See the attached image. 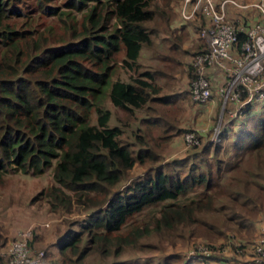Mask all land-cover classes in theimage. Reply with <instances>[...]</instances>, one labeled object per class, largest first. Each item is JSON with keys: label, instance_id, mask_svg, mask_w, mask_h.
Here are the masks:
<instances>
[{"label": "trees", "instance_id": "16d2710c", "mask_svg": "<svg viewBox=\"0 0 264 264\" xmlns=\"http://www.w3.org/2000/svg\"><path fill=\"white\" fill-rule=\"evenodd\" d=\"M35 1L40 12L55 13V7L47 5L51 0ZM87 1L95 4L85 14L87 24L82 25L80 35L50 47L31 40L26 50L19 45L20 40L26 39L23 31H17L7 22L9 17L19 14L15 2L0 0V44L3 47L0 56V170L11 163L21 173L39 174L52 164V183L45 194L50 208L69 210L72 203H76L85 211L79 220L66 224L61 232L56 230L53 240L56 255L43 251L42 264H105L96 263L94 255L116 256L124 246L137 240L147 225H129V220L147 208L157 213L151 229L154 231L184 228L188 234L195 235L199 230L208 241L212 237L236 235L238 239L231 242L229 250L231 259L219 255L208 258L231 264L239 254L234 242H240L246 255L244 261L252 264L249 238L254 234L257 215L264 207V97L256 104L259 112H255V116L254 105L246 104L242 116L250 112L248 125L245 119L236 123L235 117L223 127L221 137L224 139L229 126L236 128L232 130V151L226 158L219 155V144L209 141L198 150L197 161H190L186 166L180 165L185 162L184 158L163 161L160 152L154 151L153 142L162 152L171 138L183 131L177 126L175 112L171 122L161 128L159 136L149 138L151 146L139 133L137 124L131 130L132 142L121 139L120 126L107 124L111 113L102 105L103 96L115 108L127 113L149 109L151 106L145 105L147 100L169 105L174 95L177 112L183 97L174 93L149 98L147 93L155 92L156 87L150 83L152 73L148 70L129 82L112 80L105 88L107 68L119 50L123 53L121 65L131 69L140 48L150 45V31L142 22L150 19L153 12L146 7L148 0H65L63 4L78 9ZM96 4L100 6L99 11L95 9ZM109 15L116 22L108 30L104 23ZM194 18L204 22L200 14ZM244 38V32L237 33L238 43ZM9 51L11 56L7 54ZM189 64L192 68L191 62ZM21 71L26 75L33 73L35 77L20 76ZM91 110L93 122L87 119ZM161 117L142 116L138 123L146 132L148 124H157ZM245 154L253 160L254 177H260L263 182L244 176L248 172L240 165L247 163L243 160ZM146 163L153 165L128 177L132 167ZM221 167L230 171L231 176L221 179ZM125 178L127 181L119 186ZM124 228L128 229L122 234ZM30 241L31 236L29 250ZM190 259L179 258L178 264H191ZM0 264H5L1 258ZM109 264L131 263L112 261Z\"/></svg>", "mask_w": 264, "mask_h": 264}, {"label": "rangeland", "instance_id": "374dc122", "mask_svg": "<svg viewBox=\"0 0 264 264\" xmlns=\"http://www.w3.org/2000/svg\"><path fill=\"white\" fill-rule=\"evenodd\" d=\"M16 8L19 10V14L14 17H9L7 22L14 27L17 31H23L26 39L20 40V47L28 49L27 46L31 45V40H38L42 46H58L66 43L72 38L80 35L83 24H87L85 20V14L89 8L95 4L91 1H87L78 9L66 7L63 3L65 0H51L47 4L48 6L55 7L56 11L53 14L42 13L39 11L35 0H13ZM217 1V0H215ZM237 3L239 0H235ZM245 3H251L254 0H241ZM182 0H148L146 7L152 10L153 14L150 19L142 22V25L150 31L151 43L148 46H142L138 52V56L135 60V64L131 69H127L121 65V58L123 56L122 49L119 50L113 60L109 63L107 68L106 85L112 80L118 79L124 82L131 81L132 77L137 78L141 72L146 70L152 73V80L150 83L154 86L156 91L148 92L149 88H146L148 97L155 95L163 96L168 94H180L183 98L179 100V104L182 107H186L189 112L185 114L183 111H177V99L175 95L170 104H158L150 101H146L145 105L151 106L149 109L134 110L133 113H127L115 108L109 103L106 96L101 99L104 108L110 111V117L108 125H118L122 129L120 135L121 139L133 141L131 130L137 126L139 127V133L144 135V139L147 144L150 145L149 138H156L159 136L161 128L171 122L173 112L177 121V126L183 129L178 134L171 138V142L164 147L161 152L157 149V143L154 149L155 152H160L163 161L175 160L178 158H184L185 162L181 163V166H186L190 161H197L200 155L198 150L200 147L211 141V132L214 126L221 125V132L219 134V141H213L220 146L219 155L222 158H226L231 154L232 148L230 146L233 137L234 126L227 128L228 133L226 138H222V129L228 123H231L235 118V122L239 123L245 119V124H249L250 112L244 114V117L240 115L242 109L237 107V104H231L226 101V104L222 107L220 102H217L214 109L207 111V107L204 103L199 104L190 99L187 94L188 83L193 75V68H190L189 62L192 59V55L195 52L196 44H199L200 48L204 46L202 40L194 39L195 36H191L187 31V26H194L202 24L195 18L189 21L182 20L180 17V7ZM244 3V2H243ZM226 14L228 10H235L237 13L233 16H240L242 21L248 20V15L240 8H231L232 5L227 4ZM96 11L100 10L99 4L95 6ZM254 10V9H253ZM63 11L67 14L59 15L58 12ZM241 13L242 15H240ZM255 11H252V14ZM103 14V11H102ZM163 15V16H162ZM257 15V14H256ZM61 16V17H60ZM165 17V18H164ZM114 18L109 15L106 23H104L106 29H111L115 24ZM183 24V25H182ZM181 25L180 29H174L172 26ZM177 28V27H176ZM194 39V40H193ZM174 48L170 50V48ZM2 48V49H1ZM3 51V47L0 44V56ZM11 56L10 51L7 52ZM181 60V61H176ZM12 63L9 62V65ZM173 74V76H169ZM189 74V75H188ZM20 76L27 78H34V74L30 73L26 75L22 71ZM217 95L215 93V87H211V97ZM209 98V99H210ZM208 99V100H209ZM207 100V101H208ZM253 104L257 102H251ZM144 105V106H145ZM244 107V106H243ZM187 111V110H186ZM253 116L255 112H259L258 105L254 106ZM230 112V113H229ZM236 115L233 116V113ZM232 113V114H231ZM155 115L162 116L157 124H148L147 131L143 125L138 123V118L142 116L152 117ZM89 122L94 121V113L91 110L87 114ZM165 121H164V120ZM234 124V123H233ZM135 126V127H134ZM227 127V126H226ZM203 128L204 131L199 134L196 144L191 146H185L182 142V136L185 132L191 130H197ZM166 133L169 132L167 129ZM232 133V134H231ZM165 134V133H161ZM202 134V135H201ZM201 135V136H200ZM157 140V139H155ZM161 142V141H160ZM151 146V145H150ZM226 151V154L225 152ZM210 156V155H208ZM243 160L247 163H242L240 166L245 167L246 172L244 176L251 180L253 178L258 179L260 182L263 180L260 177H254L256 171L252 168L254 165L251 157L245 156ZM153 163V162H152ZM155 164V162H154ZM147 165H153L146 163L144 166H134L128 172L129 175L140 173ZM51 167L52 164L45 168L39 174L21 173L18 167L13 164L5 165L4 170H0V258L6 264V250L10 242L16 237L17 233L23 229L28 228L30 230V255H35L38 252H42V262L45 261L43 257V251L48 250L51 252V256L56 255V251L53 247V240L56 230L59 232L64 229L66 224L71 225L76 220H79L85 211L80 204L72 203L69 210L59 208L52 210L48 204L46 194L47 188L52 183L51 180ZM263 173L262 171L259 172ZM219 176L221 179H226L231 176L230 171L221 167L219 169ZM253 174V177L250 175ZM127 178L123 179L119 186L124 184ZM263 209L257 215V222L254 224V234L249 240H253L258 231V221ZM157 213L152 208H147L141 213L134 215L129 220V225H137L142 227L147 225L146 231L137 237V240H133L130 245L124 246L120 253L116 256L111 254L105 257L94 255L96 263L109 264L112 261L116 262H129L131 264H178L179 258L181 259H194L190 256V250L202 251V247H207L211 256H220L228 259L231 256V242L238 239L234 234H229L228 238L212 237V240H204L199 230L195 235L188 234L187 229H176L175 231L169 229H161L158 231L151 230L154 225ZM209 219V217H205ZM125 229V228H124ZM126 228L122 234L126 233ZM211 237V235H210ZM30 238V237H29ZM244 253V252H243ZM242 252L236 255V259L231 261V264H246ZM172 256V257H169ZM177 257V258H176ZM191 260V259H190ZM196 261V262H195ZM244 262V263H241ZM191 264H203V262L197 260H191Z\"/></svg>", "mask_w": 264, "mask_h": 264}, {"label": "built area", "instance_id": "2783aa9c", "mask_svg": "<svg viewBox=\"0 0 264 264\" xmlns=\"http://www.w3.org/2000/svg\"><path fill=\"white\" fill-rule=\"evenodd\" d=\"M227 4L245 7L235 0H182L180 17L191 20L196 14L204 22L197 27V36L204 46L192 55L193 76L188 83V94L192 101L202 104L211 96L215 87L221 106L226 101H235L238 108L246 103L264 97V0H254L251 6L257 18L244 26L236 27L226 14ZM244 32L245 38L238 43L237 33ZM211 70L220 71V81H213ZM235 113V112H234ZM233 113V114H234ZM221 125L217 123L211 132V141H219ZM204 129L185 132L182 142L185 146L196 144ZM216 143V142H215ZM28 228L19 231L6 250V264H42V252L30 255ZM237 253L242 252L241 243L234 242ZM252 264H264V212L258 221L256 237L250 242ZM190 250V256L200 259L203 264H227L209 259V250ZM243 253V252H242Z\"/></svg>", "mask_w": 264, "mask_h": 264}, {"label": "crops", "instance_id": "0c3cea01", "mask_svg": "<svg viewBox=\"0 0 264 264\" xmlns=\"http://www.w3.org/2000/svg\"><path fill=\"white\" fill-rule=\"evenodd\" d=\"M239 2H241V0H239ZM242 2H244V4H246V6L245 7H237V6H234V5H232V7L231 8H240V9H242V10H244L245 12L244 13H246V15H248L249 17H248V20H246V21H242V19L240 18V16H236V17H234L233 15L234 14H236L237 12L235 11V10H228L227 11V18L236 26V27H241V26H244V25H246L247 23H250V22H252L253 20H255L256 18H257V15H256V12H255V14L253 13L252 14V11H255V10H253V8L251 7V6H248V4H250V3H245V1H242ZM240 15H242L241 13H239ZM194 19V18H193ZM183 25V24H182ZM174 29H180L181 28V25H176V26H172ZM177 27V28H176ZM198 27V25H194V26H190V25H188L187 26V31H188V33L191 35V36H195V38L194 39H199V40H201L198 36H197V34H196V28ZM193 39V40H194ZM170 48V47H169ZM200 48V46H199V44H196V49H194V51H197L198 49ZM176 61H181V60H176L175 59V62ZM191 62V61H190ZM208 71H210V74H211V76H212V79H213V81H220V79H221V74H220V71H217V70H211V69H208ZM172 76H173V74H172ZM216 93V92H215ZM261 100H263V97L262 98H260V99H258V100H255V101H252V102H257L258 101V103H260V101ZM217 102H220V99H219V96H218V94L217 95H213V97H211L208 101H205L204 102V106L205 107H207V111H210V109H214L215 108V106H216V104H217ZM229 103H231V104H237V107H238V103L239 102H235V101H229ZM251 103V102H250ZM258 103H256V104H258ZM220 104H221V102H220ZM226 104V103H225ZM247 105L249 104V103H246ZM246 104H244L243 106H241L240 108L242 109V113H240V115H242L243 113H244V111H245V106H246ZM252 105H256V104H253V103H251ZM187 110V111H186ZM180 111H183V112H185V114L184 115H186V113H188L189 112V110L186 108V107H182L181 106V109H180ZM230 113V112H229ZM232 114V113H231ZM234 115H236V112L233 114V116ZM243 117H244V115H243ZM231 120H233V119H231ZM257 225H258V223H257ZM245 257L246 256H244V259H245ZM242 261H244V260H242ZM241 263H244V262H241Z\"/></svg>", "mask_w": 264, "mask_h": 264}]
</instances>
